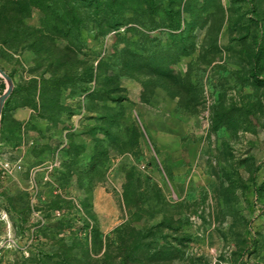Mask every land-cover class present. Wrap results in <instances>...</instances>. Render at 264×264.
<instances>
[{
	"label": "rangeland",
	"instance_id": "obj_1",
	"mask_svg": "<svg viewBox=\"0 0 264 264\" xmlns=\"http://www.w3.org/2000/svg\"><path fill=\"white\" fill-rule=\"evenodd\" d=\"M92 2L0 0V264H264V0Z\"/></svg>",
	"mask_w": 264,
	"mask_h": 264
},
{
	"label": "crops",
	"instance_id": "obj_2",
	"mask_svg": "<svg viewBox=\"0 0 264 264\" xmlns=\"http://www.w3.org/2000/svg\"><path fill=\"white\" fill-rule=\"evenodd\" d=\"M180 121L168 117L156 121L153 131V140L168 155V150L176 146L177 137L172 134V126L180 124Z\"/></svg>",
	"mask_w": 264,
	"mask_h": 264
},
{
	"label": "water",
	"instance_id": "obj_3",
	"mask_svg": "<svg viewBox=\"0 0 264 264\" xmlns=\"http://www.w3.org/2000/svg\"><path fill=\"white\" fill-rule=\"evenodd\" d=\"M0 75L2 76V78H4L6 80V82L8 83L7 89L6 91L0 96V121H1V116H2V110L4 107V104L7 100V98L11 95L12 90H13V84H12V80L11 78L2 70H0Z\"/></svg>",
	"mask_w": 264,
	"mask_h": 264
},
{
	"label": "trees",
	"instance_id": "obj_4",
	"mask_svg": "<svg viewBox=\"0 0 264 264\" xmlns=\"http://www.w3.org/2000/svg\"><path fill=\"white\" fill-rule=\"evenodd\" d=\"M95 0H93L92 4H95L96 2H94Z\"/></svg>",
	"mask_w": 264,
	"mask_h": 264
}]
</instances>
